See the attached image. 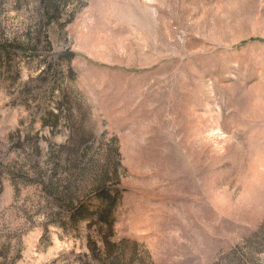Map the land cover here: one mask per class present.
<instances>
[{"label":"rangeland","instance_id":"obj_1","mask_svg":"<svg viewBox=\"0 0 264 264\" xmlns=\"http://www.w3.org/2000/svg\"><path fill=\"white\" fill-rule=\"evenodd\" d=\"M0 264H264V0H0Z\"/></svg>","mask_w":264,"mask_h":264},{"label":"trees","instance_id":"obj_2","mask_svg":"<svg viewBox=\"0 0 264 264\" xmlns=\"http://www.w3.org/2000/svg\"><path fill=\"white\" fill-rule=\"evenodd\" d=\"M49 117H50V118H48V119H51V118H52V119H54L55 122H56V121L58 120V118H59L58 115H56V114H54V113H50Z\"/></svg>","mask_w":264,"mask_h":264}]
</instances>
